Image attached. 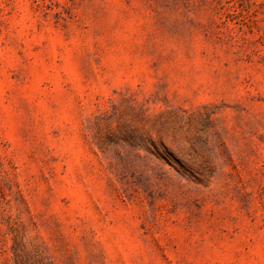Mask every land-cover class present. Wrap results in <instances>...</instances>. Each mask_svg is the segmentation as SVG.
<instances>
[{
  "label": "rangeland",
  "instance_id": "1",
  "mask_svg": "<svg viewBox=\"0 0 264 264\" xmlns=\"http://www.w3.org/2000/svg\"><path fill=\"white\" fill-rule=\"evenodd\" d=\"M0 264H264V0H0Z\"/></svg>",
  "mask_w": 264,
  "mask_h": 264
}]
</instances>
